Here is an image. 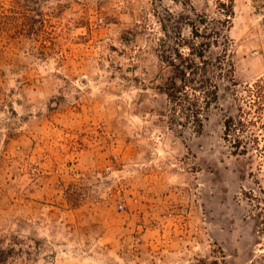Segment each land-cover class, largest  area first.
Returning <instances> with one entry per match:
<instances>
[{
    "label": "rangeland",
    "instance_id": "374dc122",
    "mask_svg": "<svg viewBox=\"0 0 264 264\" xmlns=\"http://www.w3.org/2000/svg\"><path fill=\"white\" fill-rule=\"evenodd\" d=\"M190 5L220 15L0 0V264H264V0H234L239 85L201 134L158 88ZM230 115L247 124L227 135Z\"/></svg>",
    "mask_w": 264,
    "mask_h": 264
},
{
    "label": "trees",
    "instance_id": "16d2710c",
    "mask_svg": "<svg viewBox=\"0 0 264 264\" xmlns=\"http://www.w3.org/2000/svg\"><path fill=\"white\" fill-rule=\"evenodd\" d=\"M183 4L189 6L186 2ZM190 7L191 10L178 15L169 11V18L176 25L173 29L169 27V56L162 57V82L158 88L169 101L170 125L201 134L212 110L219 107L222 93L234 92L239 85L235 43L230 36L234 0H218L220 15L216 16ZM186 26L190 29L189 36L183 32ZM263 100L264 90H260L254 100L258 108L264 106ZM246 124L242 116L230 115L224 121L225 133L229 135L238 125Z\"/></svg>",
    "mask_w": 264,
    "mask_h": 264
},
{
    "label": "built area",
    "instance_id": "2783aa9c",
    "mask_svg": "<svg viewBox=\"0 0 264 264\" xmlns=\"http://www.w3.org/2000/svg\"><path fill=\"white\" fill-rule=\"evenodd\" d=\"M119 208L120 209H123L124 208V205L121 203V204H119Z\"/></svg>",
    "mask_w": 264,
    "mask_h": 264
}]
</instances>
